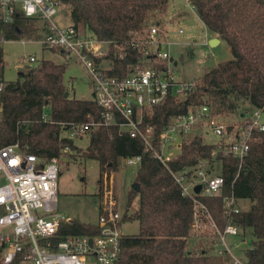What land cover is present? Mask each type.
I'll list each match as a JSON object with an SVG mask.
<instances>
[{
  "label": "trees",
  "instance_id": "1",
  "mask_svg": "<svg viewBox=\"0 0 264 264\" xmlns=\"http://www.w3.org/2000/svg\"><path fill=\"white\" fill-rule=\"evenodd\" d=\"M71 7L72 24L82 32H91L101 40L111 41V74L127 72L130 58L137 53L128 46L131 34L150 28L148 19L154 11H165L169 0H61ZM205 27L218 34L228 45L232 58L207 69L195 89L184 99L169 96L156 107L149 122L154 126V144L173 115L186 113L192 105H211L219 113H234L236 99H244L253 108H264V0H191ZM42 23L19 14L14 23L0 24L9 40L38 37ZM124 45L127 59L115 57L117 46ZM65 64L42 60L10 82L3 92L0 118V147L19 142L22 149L46 159L65 155L62 147L74 148L71 139L61 138L63 123H83L99 117L101 108L94 99L66 97ZM249 107L243 113H247ZM251 143L250 153L239 168L231 155L222 158L225 185L219 196H199L224 229L229 218L224 196L234 193L237 200H249L248 208L232 215L244 241L251 230V247L239 257L246 264H264V131ZM215 145L202 136L190 138L178 156L166 167L147 151L144 141L120 133L117 127L101 126L91 131L86 156L99 161L102 189L104 176L115 172L122 158L141 155L134 182L139 190L128 193V206L139 197L140 206L123 221H139V232L125 236L122 264H226L227 260L200 240L199 249L190 248L195 204L184 195L172 171L195 166L211 159ZM238 177L236 178L237 174ZM133 182V183H134ZM98 227L72 219L62 223L64 234H96Z\"/></svg>",
  "mask_w": 264,
  "mask_h": 264
},
{
  "label": "built area",
  "instance_id": "2",
  "mask_svg": "<svg viewBox=\"0 0 264 264\" xmlns=\"http://www.w3.org/2000/svg\"><path fill=\"white\" fill-rule=\"evenodd\" d=\"M187 1L195 11L191 0ZM61 5V0H0V24L14 23L19 14L40 21L45 37L39 43L61 51L68 60L77 59L88 69L93 99L101 108V114L83 123H63V131L68 132L70 139L101 126L117 127L120 133L141 138L146 150L153 151L166 167L196 135L214 144L211 159H203L195 166L172 171V174L183 194L191 197L195 204L192 237L203 240L212 253L226 258V264H246L235 251L238 242L233 246L228 244L229 236L242 241L240 226L231 220L232 215L242 209L234 193L223 199L229 218L224 229L218 226L199 196L223 194V160L219 155L237 158L241 169L252 141L258 138V132L264 131V108H254L241 113L239 119L226 121L222 113L209 104L192 105L186 113L170 117L156 146L154 126L149 122L156 107L169 96L186 98L197 85L196 79L180 80L176 76L174 67L178 61L169 51L173 42L159 23L144 32L132 33L127 44L137 53L130 58L127 72L113 75L110 73L112 42L101 40L91 32H82L73 24L57 23L54 18ZM7 41L5 30L0 28V118L1 96L10 83L3 77V44ZM124 47L117 46L116 58L127 59ZM29 60L34 62L36 58L31 56ZM209 135L214 138L212 142L207 141ZM69 149V145L62 147L64 153ZM124 159L138 166L142 156ZM60 163L61 157L46 159L28 153L19 142L0 147V264H122L125 236L121 225L125 213L118 208V198L107 181L108 176L99 192L100 215L95 224L98 232L59 234L61 224L72 220L58 212ZM198 185H201L200 193L196 192Z\"/></svg>",
  "mask_w": 264,
  "mask_h": 264
},
{
  "label": "rangeland",
  "instance_id": "3",
  "mask_svg": "<svg viewBox=\"0 0 264 264\" xmlns=\"http://www.w3.org/2000/svg\"><path fill=\"white\" fill-rule=\"evenodd\" d=\"M54 20L60 25L72 24L71 7L62 4L58 8V14ZM148 23H159L166 33L169 41L173 42L169 51L178 64L174 71L180 80L197 81L204 75L205 71L219 62L231 59L233 56L226 42L211 46L208 42L210 32L194 11L187 0H169V6L165 11L152 12ZM43 31H39L38 37L25 36L12 39L3 44V77L7 82L22 80L27 72L26 66L34 67L42 60H51L57 64H65L64 85L70 97L77 99H92L93 84L88 69L73 58L68 60L58 50L44 47L39 40L44 38ZM193 49L194 54H192ZM34 56L36 61L31 62L29 58ZM105 66H108L105 63ZM237 110L234 113H222L226 121L239 119L241 113L252 109L251 105L244 99H236ZM250 110V111H252ZM264 118V109H263ZM62 137H69L67 131L61 132ZM90 133L79 137L70 138L74 148L61 156V171L58 178V212L66 218L74 219L82 223L97 224L100 215V164L99 161L86 156V149L90 142ZM213 136H207V141L212 142ZM220 166V164H219ZM137 165L128 164L124 158L121 159L118 169L113 172L107 181L113 186L114 194L118 198V208L122 213L132 214L139 209L140 199L135 198L128 206V193L134 182ZM105 176L103 180H105ZM245 202V203H244ZM244 203V204H242ZM242 208H248L249 200L242 201ZM121 231L124 236L135 235L139 232V221L128 219L123 221ZM247 238L241 241L237 237H228V244L235 245V251L244 253L252 245V232L247 231ZM240 241V242H239ZM200 240L192 237L189 240L190 248L199 249ZM239 247V248H238ZM239 255V254H238ZM240 256V255H239Z\"/></svg>",
  "mask_w": 264,
  "mask_h": 264
},
{
  "label": "crops",
  "instance_id": "4",
  "mask_svg": "<svg viewBox=\"0 0 264 264\" xmlns=\"http://www.w3.org/2000/svg\"><path fill=\"white\" fill-rule=\"evenodd\" d=\"M168 6H169V3H168ZM207 29V28H206ZM208 30V29H207ZM209 31V30H208ZM210 32V37H209V39H208V42L210 43L211 41H214V43H215V45L214 46H216V45H218V44H221L222 42H224V40H222V38L218 35V34H216V33H213V32H211V31H209ZM215 39H216V41H215ZM191 52H192V54H194V52H193V49H191ZM68 96H70L69 95V92H68ZM93 99V98H92ZM254 109V108H253ZM250 110H252V109H250ZM250 110H248V112L250 111ZM243 113V112H242ZM242 201H247V200H238V202H239V204H240V207L242 208V204H244V203H242L241 204V202ZM244 209V208H243Z\"/></svg>",
  "mask_w": 264,
  "mask_h": 264
},
{
  "label": "water",
  "instance_id": "5",
  "mask_svg": "<svg viewBox=\"0 0 264 264\" xmlns=\"http://www.w3.org/2000/svg\"><path fill=\"white\" fill-rule=\"evenodd\" d=\"M215 41H216V39H215ZM210 45H211V46H214V45H215L214 41H211V42H210ZM65 96L68 97V92H67V91L65 92ZM132 188H133L134 190L138 191V190H139V184H138L137 182H134V183L132 184ZM200 191H201V185H198V186L196 187V192H197V193H200Z\"/></svg>",
  "mask_w": 264,
  "mask_h": 264
}]
</instances>
